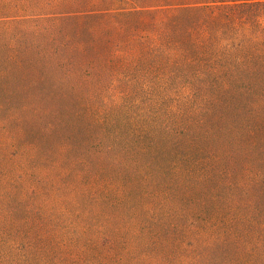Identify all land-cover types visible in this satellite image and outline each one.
Returning a JSON list of instances; mask_svg holds the SVG:
<instances>
[{
    "label": "rangeland",
    "instance_id": "obj_1",
    "mask_svg": "<svg viewBox=\"0 0 264 264\" xmlns=\"http://www.w3.org/2000/svg\"><path fill=\"white\" fill-rule=\"evenodd\" d=\"M0 264H264V0H0Z\"/></svg>",
    "mask_w": 264,
    "mask_h": 264
}]
</instances>
